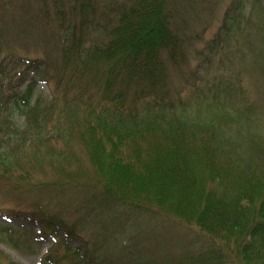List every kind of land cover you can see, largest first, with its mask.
Segmentation results:
<instances>
[{
  "label": "trees",
  "instance_id": "trees-1",
  "mask_svg": "<svg viewBox=\"0 0 264 264\" xmlns=\"http://www.w3.org/2000/svg\"><path fill=\"white\" fill-rule=\"evenodd\" d=\"M182 2L28 0L18 5V37H28L26 42H36L43 50L35 57L17 58L14 51L6 59L0 55V163L6 165L7 195L20 200L25 188L26 193L55 188L67 198L77 191L88 198L85 218L95 208L114 207L194 226L198 237L175 264H264V150L250 123L257 104L221 112L223 93L245 102L247 96L238 84L235 88L234 83L217 79L198 89L204 93L212 86L211 98L198 97L197 117L188 112V101L175 92L174 83L196 85L197 75L187 68L201 35H191L189 25L184 27ZM252 2L264 11V0ZM13 3L0 0L3 15L15 9ZM240 3L225 15L222 28L227 33L242 24L231 14ZM245 24L248 31L250 19ZM222 40L216 37L199 58L212 62L214 53L220 52L212 44ZM26 42L27 48L34 46ZM263 52L264 48L254 53L264 57ZM260 76L264 78V70ZM39 81L53 88L47 103L41 97L33 100ZM17 115L25 118L27 128L22 132L13 128L18 136L14 143L5 136ZM60 139L66 148L57 147ZM75 139L85 154V172H80L82 167L61 178L66 171L59 167L53 183L23 185L15 180L12 166L43 169L47 155L50 163L58 161L61 166L77 159L71 146ZM249 139L246 148L243 143ZM31 146L35 162L29 155ZM29 174L20 178L27 182ZM29 216L40 224L39 237L51 233L63 242L80 237L84 221L70 225L56 216ZM60 229L64 235H59ZM96 250L76 256L81 264H100ZM56 257V261L47 257L43 264H63Z\"/></svg>",
  "mask_w": 264,
  "mask_h": 264
},
{
  "label": "rangeland",
  "instance_id": "rangeland-1",
  "mask_svg": "<svg viewBox=\"0 0 264 264\" xmlns=\"http://www.w3.org/2000/svg\"><path fill=\"white\" fill-rule=\"evenodd\" d=\"M15 1L16 4L13 3L15 9L9 14L3 15L4 8L0 6V55L6 59L10 54L9 51H14L18 55L17 58L27 56V54L32 57L41 56L43 49L36 46V42H26L28 37H18L15 25L16 16L18 17L20 13L18 5H23L28 0ZM239 2L242 5L231 14L242 20V24L237 30L234 27L227 33L225 28H222L225 15L230 7ZM257 6H254L252 0L246 3H243V0H183L180 19L182 21L183 18L184 27L188 29L189 25L191 35H201L200 40H196L192 48L190 66L187 68L197 75L198 79L194 86L184 87L182 82H176L174 89L175 92L176 90L180 91L184 101H188V112L194 113V117H197L200 106V102L197 103L198 97L201 99L211 98L208 89L212 86L206 91L204 90V93H200L198 89L208 87L217 79L224 80L228 84L232 82L235 88L237 84L239 87H243L249 103L239 97L236 99L231 93L227 97H223L225 96L223 93L219 100V108L222 110H220L221 112H224L225 109L232 111L234 108L242 107L245 103L250 107L257 104L254 109L255 114L250 121L253 125L251 132L260 137L264 150V78L260 76L264 70V57L254 53L260 52L264 48V11L261 10L262 7ZM248 19L251 24L247 31L245 22ZM3 20H8V22H3ZM16 20L20 21V18ZM258 30H261V33H258ZM218 36L223 37L224 40L217 44L211 43L215 50L220 51L214 53L213 61L208 63L207 60L199 58L200 52H203V56L208 53L210 42ZM24 42L34 46L30 47L29 45L27 48ZM259 42L262 43L261 46H257ZM222 49H226L227 52ZM250 49L254 51H250ZM243 52L246 54L244 60L241 58ZM52 55L56 58L54 54ZM238 72L241 74H237ZM31 76L30 74L26 77V81L17 89L24 88ZM52 90V86L46 85L44 81H39L33 98L41 97L43 103H47L51 99ZM3 113L2 116L5 115V112ZM55 123V119L50 122L52 128ZM13 128H17L21 132L24 131L27 128L25 118L19 115L12 118V124L5 138L9 136L15 143L18 136L15 137ZM249 141L250 139L244 141L243 145L248 144ZM12 144V141L8 142V145ZM66 146L65 140L60 139L57 143L58 148H66ZM71 146L78 154L77 159L61 166L58 161L50 163L51 155H47L43 169H38V166L34 167L33 165L23 168L12 166L15 171V180H20L19 182H22L23 185L53 183L58 176L55 169L58 170L59 167H63L66 171L60 173L61 178H64L63 175H66L67 171L72 172L82 167L80 172H85L87 166L85 154L76 139ZM261 149L258 150L259 154H261ZM28 150L30 151L29 155L32 154V162H35L32 146ZM17 155L19 157L23 155L20 148L17 150ZM5 166L0 163V264H43L47 257L56 261V256L60 257L63 264H81L76 255L81 256L83 253L96 250V248L97 260L100 264H175V259L183 254L198 237V229L172 217L140 214L128 209L117 210L114 207L107 209L106 207L95 208L93 206L95 210H91L90 215L85 218L87 212L84 213V209L88 198L82 194V198L79 197L80 193L77 191H73L72 195L67 198L62 196L60 200H57L51 196L56 193L55 188L54 190L46 188V191L35 188L32 193H26L28 189L25 188L23 191L25 193L18 200L17 196L12 193L7 195L10 191V184L5 182L4 176H7L4 171ZM26 172L30 173L28 180L32 182L28 180L25 182L20 178V174ZM80 200H83L84 203ZM41 213L63 218L70 225L74 221L81 224L84 220L80 225V237L70 238L65 242L60 241L51 233H46V235L41 233L42 237H39L40 224L29 215ZM59 235H64L63 229L59 230ZM54 261L48 262V264H56Z\"/></svg>",
  "mask_w": 264,
  "mask_h": 264
},
{
  "label": "bare ground",
  "instance_id": "bare-ground-1",
  "mask_svg": "<svg viewBox=\"0 0 264 264\" xmlns=\"http://www.w3.org/2000/svg\"><path fill=\"white\" fill-rule=\"evenodd\" d=\"M33 100H34V98H33ZM50 190H54V188H51ZM60 195L61 194H59V192L56 190V193L55 194H52L51 196H52V198H55L57 200H60L62 198V195L61 196ZM51 196L49 195L50 198H51Z\"/></svg>",
  "mask_w": 264,
  "mask_h": 264
}]
</instances>
